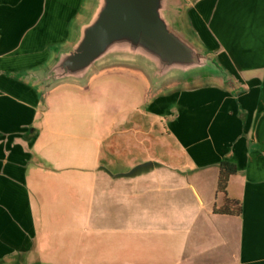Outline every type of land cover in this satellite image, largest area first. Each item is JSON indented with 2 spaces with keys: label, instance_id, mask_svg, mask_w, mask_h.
Masks as SVG:
<instances>
[{
  "label": "crops",
  "instance_id": "obj_1",
  "mask_svg": "<svg viewBox=\"0 0 264 264\" xmlns=\"http://www.w3.org/2000/svg\"><path fill=\"white\" fill-rule=\"evenodd\" d=\"M181 2L206 52L238 25L237 87L225 71L228 88L147 95L108 70L43 94L22 76L71 42L88 0H0V264H264V0ZM138 116L165 132L148 147ZM222 161L240 216L213 211Z\"/></svg>",
  "mask_w": 264,
  "mask_h": 264
},
{
  "label": "water",
  "instance_id": "obj_2",
  "mask_svg": "<svg viewBox=\"0 0 264 264\" xmlns=\"http://www.w3.org/2000/svg\"><path fill=\"white\" fill-rule=\"evenodd\" d=\"M181 8V0H88L71 42L56 49L47 66L22 78L43 94L66 84L84 88L109 68L141 74L147 95L202 78L229 83L214 56L180 30Z\"/></svg>",
  "mask_w": 264,
  "mask_h": 264
},
{
  "label": "rangeland",
  "instance_id": "obj_3",
  "mask_svg": "<svg viewBox=\"0 0 264 264\" xmlns=\"http://www.w3.org/2000/svg\"><path fill=\"white\" fill-rule=\"evenodd\" d=\"M180 16H178V25L181 28V19ZM235 18V17H234ZM236 27H238V25L236 24V22L232 23L230 28H232V30L230 31H223L225 36L224 38H222V40H219V38H217L216 36L212 35V37H208L207 41H205V45H206V50L209 54H211L212 56L215 57L217 63L227 72L231 73L230 75H232L233 78H231L232 80V84L229 86V88H235L237 87V83L234 81V79L236 78V73L238 70V64L236 62V47H234V43L235 42V38L233 36L236 37L237 34V29ZM227 35V36H226ZM221 41V42H220ZM204 42V41H203ZM226 42H230L231 46L230 47H226L225 43ZM221 43L223 44V46L221 45ZM119 69V70H116ZM108 70H114V71H121V72H127V71H131V70H127L124 68H109V69H104L99 71V73L103 72V71H108ZM94 75L92 78L100 76V74ZM235 77V78H234ZM228 78H230L229 74H228ZM91 80V79H90ZM92 82L94 79H92ZM129 82H134V84L132 85V87H134V89H139L144 87L143 79L141 77H139L138 75H134L132 80L127 79ZM201 80H211L214 81L220 85H222V83H220L219 81L215 80V79H210V78H202L197 80V82H200ZM146 81V79H145ZM89 84V83H88ZM223 87H227L224 84L222 85ZM125 96H127V94H124ZM139 122L138 125L139 127H145V137H147V139H145V145L150 146L151 142L150 141H154L156 140L157 137H159V135H164L165 132L163 130V127L161 124L153 122L151 120H149L147 117H137ZM133 133V132H132Z\"/></svg>",
  "mask_w": 264,
  "mask_h": 264
},
{
  "label": "trees",
  "instance_id": "obj_4",
  "mask_svg": "<svg viewBox=\"0 0 264 264\" xmlns=\"http://www.w3.org/2000/svg\"><path fill=\"white\" fill-rule=\"evenodd\" d=\"M222 69V67L218 64ZM237 172L236 166L227 161H222L219 164L216 197L220 202V206L213 211L215 214L240 216L242 212L241 202L235 199H230L227 196L226 188L229 177Z\"/></svg>",
  "mask_w": 264,
  "mask_h": 264
}]
</instances>
